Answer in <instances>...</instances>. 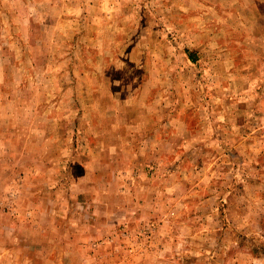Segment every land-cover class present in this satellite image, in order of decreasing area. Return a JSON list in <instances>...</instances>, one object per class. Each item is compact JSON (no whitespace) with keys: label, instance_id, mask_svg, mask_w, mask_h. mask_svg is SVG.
<instances>
[{"label":"rangeland","instance_id":"obj_1","mask_svg":"<svg viewBox=\"0 0 264 264\" xmlns=\"http://www.w3.org/2000/svg\"><path fill=\"white\" fill-rule=\"evenodd\" d=\"M0 264H264V0H0Z\"/></svg>","mask_w":264,"mask_h":264}]
</instances>
